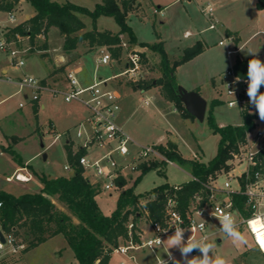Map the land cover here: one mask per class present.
Wrapping results in <instances>:
<instances>
[{
  "label": "rangeland",
  "instance_id": "1",
  "mask_svg": "<svg viewBox=\"0 0 264 264\" xmlns=\"http://www.w3.org/2000/svg\"><path fill=\"white\" fill-rule=\"evenodd\" d=\"M58 1H70L90 10H93L97 3L102 2V0ZM140 1L138 10L128 15V24L136 36V41H131L126 32L121 35L122 41L126 42L129 48L136 49L140 53L141 71L140 77L136 80H126V77L120 74L124 70L123 65H118L115 61L110 64L98 63L97 57L101 46L92 47L88 40L81 42L72 51H65L63 36L56 27H52L46 35L37 37L33 49L30 48L27 36L21 38L20 44L25 60L21 68L14 67L9 57L0 52V65L8 66V76L12 78V81H0V178L2 177L3 180H0V186L6 187L15 195L37 192L42 187V183L34 171L48 177H57L62 173L71 174L64 168L67 163L65 132L69 131L72 139L78 141L76 133L85 123L88 115L86 107L78 100L66 101L61 93H53L49 89H42L39 100L33 102L24 97V92L28 90L21 92L18 85L13 83L25 75H32L42 80L48 76L53 66L60 74L57 80H64L60 86L49 84L56 88L66 85V72L65 77L62 73L72 63L74 64L70 69H77L76 76L83 86L93 84L100 79L99 77L103 79L118 74L108 83L109 87L114 85L113 87L121 95L122 109L119 111L118 121L123 122L125 131L135 142V148L139 145L166 144L173 134L179 139L177 148L184 158L208 162L215 156L219 141V134L213 133L209 125L210 110L219 125H238L243 122L242 112L236 107H228L225 101L226 96L221 93V74L218 76L217 73L225 69L230 64V60H236L237 57L253 58V54L258 49L256 56L264 61V8L257 6V0ZM207 1L214 5L215 17L224 26L219 23L217 29L209 28V22L201 11L203 3L206 4ZM16 9L17 23L26 15L32 16L35 13L28 0H20L16 4ZM155 9L162 10L163 13L155 12ZM0 17L4 20L6 15L0 14ZM81 17L86 24L83 31L92 30L94 27L100 31L118 32L120 30V25L113 16L100 15L95 21L90 15H81ZM226 27L239 32L241 39L238 44L233 39V41H227L226 46L219 45V40L227 37ZM187 30L192 33L190 37H185ZM202 38L206 40L209 47L181 64L176 76L179 85L185 87L196 81L201 85L202 91L207 94L208 108L204 120L183 117L172 102H167L159 86L153 85L147 89L132 87L141 80H152L161 75L160 52L153 50L149 45L141 46V43L162 42L169 59L173 61L182 56L186 47ZM44 44L47 50L43 49ZM227 47L238 49V51L229 56L226 54ZM114 58L116 61L120 60L122 51L118 57ZM0 75L5 74L0 73ZM212 75H217L215 89L210 84ZM147 98L151 100L149 105L144 102ZM212 100H221V102L212 107ZM34 103H36L35 106ZM263 127L264 121L257 118L255 127L248 134L250 139L253 140L257 131ZM58 133L61 137L55 139ZM262 147H264V138L261 144L253 146L254 150ZM9 149L16 152L18 159L30 163L23 166L32 174L30 182L22 183L15 179L10 182L4 181V173H11L18 162L15 158L16 154L12 155ZM243 168L244 165H240L235 173H239ZM161 170L151 169L144 174L135 191L145 196L164 182L182 184L192 177L190 167L178 161L167 163ZM140 174L141 171L138 170L132 172V178L126 180L127 184L132 185ZM224 178L225 176L220 177L219 184L223 183ZM121 191L102 190L98 194V205L105 214H111L116 209ZM58 205L65 209L63 205ZM240 231L247 236V245L235 247L223 232H219L211 239L215 244L214 252L223 257L248 252L261 253L250 233L245 229ZM218 238H221L222 244L218 243ZM24 248L15 253L6 250L0 257V264H79L74 251L62 234L50 237L26 251ZM260 256L249 257V259L261 258L262 262L263 253ZM120 258L121 255L114 254L112 261L118 263Z\"/></svg>",
  "mask_w": 264,
  "mask_h": 264
},
{
  "label": "trees",
  "instance_id": "2",
  "mask_svg": "<svg viewBox=\"0 0 264 264\" xmlns=\"http://www.w3.org/2000/svg\"><path fill=\"white\" fill-rule=\"evenodd\" d=\"M0 1L5 8H12L20 0ZM28 1L35 13L22 24L10 28L5 35L9 39H15L16 34L28 36L31 49L35 47L37 37H41L42 34L46 35L52 27L58 28L63 36V48L68 52L76 49L81 42L88 40L92 47L106 45L112 55L118 57L122 51L121 35L124 32L129 34L131 41H136V36L128 24V15L138 10L140 0H102L93 10L70 1ZM257 6L264 8V0H257ZM81 15H90L94 21L100 15L113 16L119 23L120 30L118 32L100 31L94 27L92 30L83 31L86 24ZM147 45L161 54V75L152 80H141L132 87L147 89L153 85L159 86L165 99L172 102L183 117H194L181 101L176 70L178 66L200 54L204 49V44L197 41L192 46L186 47L182 56L173 61L169 59L162 42L141 43V46ZM45 47L46 44L43 49H46ZM250 59L252 58L237 59L233 65L234 71L238 75L247 77V66ZM220 102L221 100H212V107ZM242 115L241 124L219 125L210 110L209 125L213 133L219 134V141L215 156L208 162L184 158L178 151L177 144L172 141H169L167 146H158L170 160L190 167L193 178L182 183L178 190L173 188V184L164 182L148 195L137 193L136 186L144 174L151 169L161 170L166 165L159 161L144 163L141 165V174L132 185H128L123 178L118 181L123 186V190L118 196L116 209L111 214H105L97 202V196L102 191L100 185L85 177L80 166H76L72 174L57 177L40 175L34 171L42 183L39 191L15 195L0 188V201L2 202L0 225L3 230L12 232L18 240L25 244L24 251L50 237L62 234L74 251L79 264H114L113 250L128 237L127 226L130 221L139 223L145 211L153 222L161 221L168 193L177 194L183 208L190 198L204 189L205 184L209 183L212 178L231 168L234 153L239 151L247 133L255 127L256 120L259 118L255 109L246 110L242 112ZM66 146L68 161L75 165L84 150L79 149L74 152L71 144ZM8 151L15 156L16 152L13 149ZM259 155L264 159V147ZM17 157L16 154L15 158L18 159ZM18 162L22 164L20 158ZM31 169L33 171L32 167ZM235 199L239 208L247 214L243 210L244 197L238 196ZM58 204L63 205L65 209Z\"/></svg>",
  "mask_w": 264,
  "mask_h": 264
},
{
  "label": "built area",
  "instance_id": "3",
  "mask_svg": "<svg viewBox=\"0 0 264 264\" xmlns=\"http://www.w3.org/2000/svg\"><path fill=\"white\" fill-rule=\"evenodd\" d=\"M209 4L213 6L212 3L208 2L202 6L201 11L209 22V28L217 29L220 22L215 17L214 6L211 14L205 13V9ZM154 11L163 13L162 10L155 9ZM16 12V5L12 8H5L0 1V14L6 15L4 20L0 17V42H2L0 43V52L9 57L14 67L21 68L25 64L22 55L23 49L20 46L23 36L16 34L15 39H9L5 35V32L10 28L22 24L27 19L25 16L22 21L17 23ZM227 41H233V38L231 36L224 37L219 40V44L226 45ZM121 47L124 51V56L121 58L124 70L120 74L125 76L126 80H136L140 77L141 71L140 53L136 49L129 48L124 41L121 42ZM226 52L230 55L236 53L237 50L227 47ZM112 61L116 62L111 51L108 47L101 46L97 62L110 64ZM76 71V68L69 69L66 72V85L58 88L51 87L32 75H25L15 80L19 91L28 90V92H24L26 99L33 102L39 100L42 89H49L53 93H61L66 101L78 100L86 107L88 115L85 123L76 133L78 141L72 139L69 131L65 132L67 135L66 142L72 145L73 151L77 152L79 149H83L84 153L78 157L75 165L67 161L64 166L65 170H69L72 174L75 167L80 166L83 169V175L91 182L99 184L101 190L121 191L123 186L118 181L122 178L125 180L131 179L132 172L141 171L142 164H150L152 161L172 163V160L159 149L158 144L139 145L135 148L134 140L117 121L121 109L120 94L116 89L108 88L107 82L111 78H116L118 74L103 79L100 78L91 85L83 86L76 76ZM237 77L240 78L239 81H237ZM1 80L12 81V78L5 74L4 76L0 75ZM220 81L221 93L226 96L227 105L236 99V108L241 112L255 109L248 103L249 98L246 94L247 77L238 75L233 66H230L222 72ZM229 91H232L234 96L230 95ZM144 102L147 105L151 103L149 98L145 99ZM248 134L249 132L239 151L234 153L231 168L212 178L209 183L205 184L204 189L190 198L186 206L181 207L177 194L168 193L165 198L161 221L153 222L147 211H145L139 223L136 224L134 221H130L127 226L128 237L113 250V254L122 256V259L116 264H130L129 260L135 259L137 251L155 249L157 246L154 243L150 244V242L156 241L157 238L164 240L166 236L174 233L175 227L186 230L184 233L185 240L190 235L196 238L207 235L209 242H212V237L222 232L219 220L215 217L221 212L232 213L239 224V228L247 230L246 221L254 214L264 212V159L259 155L263 147L259 150L253 148L254 144H261L264 138V127L257 131L253 140L250 139ZM60 137L61 134L58 133L55 139ZM240 165H244L243 170L235 173ZM221 176H225V178L223 183L219 184ZM31 178L30 174L16 171L7 176L6 180L30 181ZM180 187L181 184H173L175 190L180 189ZM238 196L244 197L243 210L247 214H244L236 203L235 197ZM1 205L2 202L0 201V207ZM199 212L201 215H199ZM200 224L204 225L203 231L199 229ZM193 227L196 228V231L190 232ZM0 230L5 238L4 242L0 238V243L4 244L3 250H0V256L6 250L15 253L25 247L23 242L18 240L12 232L3 230L1 225ZM250 235L255 243L253 235L251 233ZM192 254L198 255L199 252L194 250Z\"/></svg>",
  "mask_w": 264,
  "mask_h": 264
},
{
  "label": "clouds",
  "instance_id": "4",
  "mask_svg": "<svg viewBox=\"0 0 264 264\" xmlns=\"http://www.w3.org/2000/svg\"><path fill=\"white\" fill-rule=\"evenodd\" d=\"M212 12L213 6L209 4L205 9V13L211 14ZM190 35L191 33L189 32L185 33V37ZM256 53L253 54V58L248 61L246 94L249 98L248 103L255 108L259 119L264 121V92L260 91V88L264 86V61L257 58ZM236 79L237 81L240 80L239 77ZM229 94L234 96L232 91H229ZM228 107H237L236 99L229 103ZM199 215H201L200 212ZM215 217L219 220L220 230L231 240L235 247H241L248 244L247 236L239 230V224L232 213L221 212ZM246 224L247 231L253 235L259 251L264 253V212L254 214L253 217L246 221ZM199 229L203 231L204 225L200 224ZM185 231L186 230L181 227H175V231L172 235L167 236L164 240L157 238L156 241L150 242V244L154 243L157 247L161 245L166 246L168 258L172 264H181V260L176 259L172 256L171 252H169V249L173 248L180 251L181 257L183 258V264H229V261L225 257L214 252L215 244L209 242V237L207 235H203L200 238L190 235L187 240H185ZM194 231H196L195 227L190 230V232ZM3 248L4 244L0 243V250H3ZM194 250H198L199 255L191 256L190 254ZM169 260L157 256V264H169Z\"/></svg>",
  "mask_w": 264,
  "mask_h": 264
},
{
  "label": "crops",
  "instance_id": "5",
  "mask_svg": "<svg viewBox=\"0 0 264 264\" xmlns=\"http://www.w3.org/2000/svg\"><path fill=\"white\" fill-rule=\"evenodd\" d=\"M189 1H191V0H189ZM211 3L210 1H207L206 3ZM203 5H205L204 3H203ZM214 6V5H213ZM214 11H215V8H214ZM26 17H30V15H26ZM220 22V24L222 25V26H224V24L221 22V21H219ZM188 31V30H187ZM187 31H185V32H187ZM190 32V31H189ZM201 32V31H200ZM191 33V32H190ZM225 33H226V36L228 37V36H233V39L235 40V43H239L240 42V35H239V32H237V31H232V30H229L227 27H226V30H225ZM192 34V33H191ZM191 36V35H190ZM190 36H188V37H190ZM202 37V36H201ZM224 37H222L221 39H223ZM220 39V40H221ZM197 41H201L203 44H204V49H203V52L209 47V45L207 44V42H206V40L204 39V38H202V40L201 39H199V40H197ZM196 41V42H197ZM195 42V43H196ZM194 43V44H195ZM193 45V44H192ZM192 45H190V46H192ZM220 45V44H219ZM222 46H226V45H222ZM189 47V46H188ZM230 48V47H229ZM45 50H47V49H45ZM237 51H238V49H236ZM226 54H227V52H226ZM235 54V53H234ZM227 55H229V54H227ZM233 54H230L229 56H232ZM83 56V55H82ZM81 56V57H82ZM123 56H124V51L122 50V58H123ZM80 57V58H81ZM237 59H240V60H245V59H243V58H239V57H237ZM237 59L236 60H230V64H228V66L225 68V69H221L217 74H218V76H219V74H222V72H224L228 67H230V66H233L234 65V63L237 61ZM73 64L74 63H72V64H70V65H68L67 67H66V69H65V71L62 73L63 75H64V77H65V72H67V70L68 69H70L72 66H73ZM116 64H118V65H123V61L120 59V60H118V61H116ZM179 67L180 66H178V68H177V70H176V73H177V71H178V69H179ZM79 69V68H78ZM0 73L1 74H7V75H9V69H8V66H5L4 64L3 65H0ZM60 74H59V72L58 71H55V68H54V66L52 67V69H51V71H50V73L48 74V76L47 77H45V78H43L42 80L44 81V82H47L48 84H54L55 86H60L62 83H63V79L62 80H57L59 77ZM217 75H212L211 76V80H210V84H211V86H212V88L213 89H215L216 88V84H217V77H216ZM58 77V78H57ZM99 78H101V77H99ZM176 78H177V76H176ZM13 83H15L16 85H17V83L16 82H13ZM219 85V84H218ZM114 86V85H113ZM112 85H111V87H109V83L107 82V87L108 88H114L115 89V87H113ZM185 88L187 89V90H196V91H198L205 99H208L207 98V94L206 93H204V91H202V87H201V85L198 83V82H196V81H193V82H191V83H189L188 85H185ZM261 90L264 92V86H262L261 87ZM24 97L26 98V95L24 94ZM120 98H121V95H120ZM120 100V99H119ZM151 101V100H150ZM167 102H170V101H168L167 100ZM208 103V102H207ZM35 104L36 103H34V106H35ZM37 105H38V102H37ZM207 108H208V105H207ZM122 109V108H121ZM120 109V110H121ZM175 109H176V107H175ZM119 120V114H118V118H117V121ZM119 122V121H118ZM122 126H123V122H119ZM173 137H176L177 138V140H176V142H174V143H176L177 144V142L179 141V139H178V137L177 136H175V135H173V134H171V139H169L167 142H166V144H158V145H162V146H167L168 145V142L171 140L172 142H173ZM67 145V142H65V146ZM72 149H73V147H72ZM66 158H67V161H68V156H67V146H66ZM21 161H22V164L21 163H19V162H17L16 164H15V166H14V169H13V171L11 172V173H4V178H5V182L7 181L6 180V177L7 176H9V175H11V174H13L14 172H16V171H21L23 174H30L31 176H32V174H31V172H29L27 169H25V167H23V166H25V165H29L30 163H28L27 161H24V160H22L21 159ZM61 175H69V174H67V173H62ZM3 176V175H2ZM191 179V178H190ZM0 180H2V177L0 178ZM31 180H32V178H31ZM30 180V181H31ZM3 181V180H2ZM18 181V180H17ZM30 181H19V182H22V183H28V182H30ZM7 182H10V181H7ZM0 188L2 189V190H6V191H8L7 189H6V187H2V186H0ZM8 192H11V191H8ZM22 194V193H21ZM167 238V236L164 238V239H166ZM221 239V238H220ZM219 244H222V240H221V242L219 243ZM169 252H171V254H172V256H174L176 259H178V260H181V264H183V258L181 257V253H180V251L178 250V249H176V248H173V249H169ZM191 256H195V255H193L192 253L190 254ZM199 255V254H198ZM261 255V253H254V252H248V253H243L242 255H236V256H232V255H230V256H225V258L229 261V264H264V260L261 262V258H255V259H249V257H261L260 256ZM263 255H264V253H263ZM2 256V255H1ZM0 256V257H1ZM113 256H114V254H113ZM157 256H161L163 259H165V260H169V258H168V253H167V247L166 246H164V245H161V246H159V247H156L155 249H153V250H151V249H144V250H140V251H137L136 252V255H135V259H131V260H129L130 261V264H157ZM122 259V256H121V258L119 259V260H121ZM113 260V259H112ZM114 264H116V263H114ZM169 264H172V262L169 260Z\"/></svg>",
  "mask_w": 264,
  "mask_h": 264
},
{
  "label": "water",
  "instance_id": "6",
  "mask_svg": "<svg viewBox=\"0 0 264 264\" xmlns=\"http://www.w3.org/2000/svg\"><path fill=\"white\" fill-rule=\"evenodd\" d=\"M29 18V17H27ZM178 91L180 94L181 101L183 102L186 110L192 114L195 118L199 120H204L207 112V100L196 90H187L185 87L179 85ZM173 142L177 140L176 137H173ZM0 238L2 242L5 241L4 235L0 230ZM218 243L221 242V239L218 238Z\"/></svg>",
  "mask_w": 264,
  "mask_h": 264
}]
</instances>
